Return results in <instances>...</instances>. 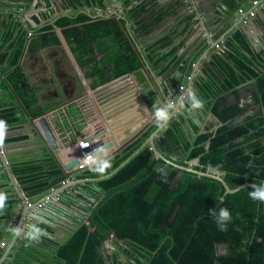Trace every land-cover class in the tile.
<instances>
[{
	"label": "trees",
	"instance_id": "16d2710c",
	"mask_svg": "<svg viewBox=\"0 0 264 264\" xmlns=\"http://www.w3.org/2000/svg\"><path fill=\"white\" fill-rule=\"evenodd\" d=\"M71 5L80 13L60 17L53 26L66 27L65 38L79 65L88 69L87 78L94 79L92 88L140 70V58L120 20H93L82 11L85 6L91 7L89 0H71ZM76 24L81 25L68 27ZM106 38L117 44L114 54L101 43ZM58 42L57 34L48 32L41 37L40 45ZM23 49L22 40L13 41L0 52V65L9 72L7 81L14 97L31 117H38L50 106L38 103L36 87L25 79L19 65ZM97 51L106 52L101 60L96 58ZM172 51L160 60L166 61ZM208 68L209 78L199 81L198 90H205L213 114L224 124L217 129L211 125L206 132L197 131L193 140L183 143L186 160L201 156L194 168L207 172L211 167L222 172L232 189L246 181L264 185V118L247 117L244 122L229 125L244 110L239 103L227 104L223 94L256 81L264 97V49L256 51L247 37L237 32L228 41L227 54L216 56ZM17 103L12 98L0 100V121L6 122V133L23 129L25 114L20 103L15 107ZM169 134L177 143L180 141L174 129ZM28 138L27 134H19L6 142ZM142 146L139 140L129 144L107 160L109 166L103 172L96 171L97 167L88 170L94 178L102 176L83 186L99 202L88 220L64 243L55 244L51 252L38 248V243L33 248L24 243L13 264H264V203L250 198L253 187L226 193L218 179L183 170L157 157L150 145ZM46 164L53 176L60 174L51 154ZM39 170L45 171L39 164L25 167L21 173ZM3 182L1 179L0 186ZM46 184L33 185L31 190ZM220 208L231 213L226 231L219 230L209 212L211 209L218 214ZM112 235L124 241L115 243L114 252L106 246Z\"/></svg>",
	"mask_w": 264,
	"mask_h": 264
},
{
	"label": "water",
	"instance_id": "95a60500",
	"mask_svg": "<svg viewBox=\"0 0 264 264\" xmlns=\"http://www.w3.org/2000/svg\"><path fill=\"white\" fill-rule=\"evenodd\" d=\"M48 1L50 5H52V8H49L47 5L49 13L45 20L55 25L57 18L61 15V13L58 12L59 9L55 5L60 4L62 6L63 3L68 7L70 5L68 0ZM180 1L182 2L181 8L183 7L184 9L185 7L187 12L189 11L188 16H190V19L186 20L183 30L177 27L174 31L167 33V36L172 39V43L167 46L164 51L176 49L175 54L168 59V62H171V66L159 76L155 77L153 74L149 76V81L154 85L157 99L162 104V107L168 102L177 103L178 99L189 89L196 93L197 98L200 99L202 103L208 101L205 90H198V83L201 79L206 80L209 78L208 64L215 59L216 56H225L227 54L228 41L230 38H233L237 32H243L255 50H259L264 46V0H261L254 8L251 6L253 0ZM187 1H190V4L194 6L193 10L190 11L189 5L187 6L186 4ZM39 2L40 0H36V5ZM15 6L17 7V3L14 5V3H10L7 0H0V35L8 32L9 29L12 34H16L19 30H22V33L27 35L30 33V30L26 25L30 21L37 24L35 19L31 17L28 18L27 8L21 10L19 9V5L17 9H14ZM208 6L210 9L206 10L205 7ZM34 8L36 9V7ZM52 9L54 11H52ZM67 10H69V12L74 11V9L70 7ZM67 10L64 11L66 12ZM241 10L244 12H241ZM250 10L254 11L253 15L249 14ZM14 11H16L15 14L11 13ZM22 11L24 13H21ZM37 15L38 19L41 21L43 19L42 16L40 13ZM130 17L132 18V16ZM214 26L217 27L214 28ZM59 30L65 39L64 29ZM138 31L140 32L138 29L131 31L129 33L130 39L135 40L134 33ZM69 49L76 66L80 67L71 48ZM138 56L142 68L146 70L148 64L147 60L142 54ZM154 70H157L156 66ZM157 73L156 71V74ZM80 83L85 92L83 95H79V97L86 96L90 98L103 125V130L101 132L92 135V138H97L98 140L96 143L97 147L92 151V154L96 156L97 164L120 153L128 144L136 140L144 131L152 127L151 129L154 130V132L143 146L150 143L155 155L168 163L178 166L183 170L218 179L223 183L226 193H235L245 187H253V185L261 186L246 181L242 185L232 189L224 180L222 172L211 167H209V171L207 172L199 171L194 168V166L199 164L201 156L189 161L188 165H182L185 162V155L179 159L173 155L174 148L172 145L175 144V142L173 141L174 138L172 139L168 134L171 129L176 131V136L179 137L182 135L186 140H193L196 137V135H188L187 130L184 129L181 123L183 118L182 113L185 115L184 122H187L189 118L190 120L192 119V115L190 114L192 110L189 111L190 106L187 100H185L184 109L173 111L167 124L163 127H157L153 112L154 107H150L147 103V99L143 95V88L136 82L133 72L114 78L96 88H92L85 75L81 74ZM252 83L255 86L256 82L252 81ZM252 83L246 86L250 88V84L251 86L253 85ZM181 86H184V90H181ZM245 90L248 89L245 88ZM248 91H251L248 103L236 97V100L239 101L241 108L244 110V114L231 119L229 125L239 124L247 117H251V114L247 112V109L251 106L259 108L255 96L256 92L252 91V89ZM227 104L229 103L227 102ZM253 109H251L250 112ZM214 117L221 125L224 124L216 115H214ZM40 123L52 147L54 149L58 148L56 138L47 120L42 117ZM257 124H259V121H257ZM127 127L130 129L127 131L126 137L118 142L116 134H118V132H124V129ZM182 140L183 139L180 141ZM47 148L49 151L52 150V148L50 150L49 144ZM59 152L54 150L53 153ZM20 163H23V161H20ZM78 163L79 158H74L66 163V170L61 167L63 172L61 175L57 176H53L50 170H47V166L44 165L43 168L45 169V173L34 177L33 180L30 179V181H26L24 176L20 177L17 174V168L20 164H14L10 156L7 155L6 145L4 143L0 144V177L3 180L6 177L8 178L7 183L10 185L12 184L14 193V199L9 208L10 217L6 218L5 222L0 221V244H6L3 245V247L0 245V264L6 261H8L6 264H13V261L8 260L9 257L12 256L15 258L24 243H28L32 248L34 245H37L36 242H30L26 239V232L28 231L29 225L39 227L45 236L49 237L57 244H62L82 223L88 220L91 209L98 204L99 199L92 198L87 192H81L77 189V181H73V178L76 179L84 175V172L79 170ZM69 178H72V181H68L67 184L64 185L63 182L67 181ZM44 182H47L45 186L37 188L33 190V192H27V186ZM60 185H62V187ZM58 186L60 187L57 188ZM55 190L56 193L59 194L56 201H54V199L50 202H46L41 209L36 207L38 202L43 200L47 195L55 192ZM103 195L104 194H102V196ZM62 199L65 203L61 201ZM66 219L71 220V226H67L63 223L62 220ZM40 223H44L49 229L46 230L41 228ZM16 229H21L19 234L16 233ZM57 231L60 232V237L57 235ZM118 241V238L112 235L111 238L106 241V246H109L112 251H115V243ZM119 242L124 244L123 240Z\"/></svg>",
	"mask_w": 264,
	"mask_h": 264
},
{
	"label": "crops",
	"instance_id": "0c3cea01",
	"mask_svg": "<svg viewBox=\"0 0 264 264\" xmlns=\"http://www.w3.org/2000/svg\"><path fill=\"white\" fill-rule=\"evenodd\" d=\"M7 1H9L10 3H14V5L17 3V7L20 5L19 9L21 10L27 8L28 18L31 17L35 19L37 22V24H35L30 21L26 25L29 27L30 30V33H28L27 35L22 33V30L21 31L19 30L16 34L15 33L12 34L10 29L5 34L2 33L3 35H0V52H4L6 48L9 45H11L15 40L23 41L24 49L21 57V61H22L21 66L25 71V78L27 79V82L30 83L32 87H36L37 89L36 93L39 98L38 103L42 106H50V105L56 106L59 105L60 103L61 104L65 103L66 100L70 99V97L76 96L78 98V95H83L85 90L80 85L81 83L79 84L77 81H74V86H72L70 81L71 79L74 78H78L80 80L81 74L85 75L88 69L81 67L80 65H79L80 67H77L76 63L72 59L69 49L70 48L69 42L66 38L64 39L63 35L60 33L59 30L65 28L57 27V26L54 27L52 22H47L45 20V18L48 17L49 8H52V5H50L49 1L40 0V2L37 3V5H36V0H7ZM89 1L91 2V7H89L88 9L84 8L82 9V11L87 12L89 15H91L93 20L96 21L106 18H113L116 20H120V22H122V29L126 33L130 42L132 43V46H134V48L136 49L137 54L138 55L142 54L148 62L146 70H144L141 66L140 70L137 73H133V75L138 80V82L137 81L136 82L139 83L140 86L143 88V91L145 92V97H147L148 99L147 103L150 105V107H162V104L157 99L154 85L151 84V82L149 81V76L150 74H153L155 77L159 76L163 74L165 71H167L168 68L171 66V62H168V59L170 58V56L172 57L175 54L176 49H169L167 51H164L165 48L172 43V39L167 36V33L174 31L177 27L183 30L186 24V20L190 19V16H188L189 11L187 12L185 7L184 9L183 7L181 8L182 2L180 0H89ZM186 4L187 6L189 5L190 11L194 9V6L190 4V1H187ZM47 5L49 6L48 9H47ZM17 7L15 6L14 9H17ZM34 7H36V9ZM205 9L209 10L210 7L209 6L205 7ZM52 11L54 10L52 9ZM11 13L15 14L16 11ZM21 13L24 12L22 11ZM38 13H40V15L43 18L41 21L38 19V15H37ZM130 16H132V18ZM48 25H51L52 27L50 30H47L45 28ZM216 27L217 26H214V28ZM134 29H138L140 30V32L138 31L137 33H134L135 40H132L130 39L129 33ZM48 32H55L57 34L59 38L58 44L40 45L41 37ZM101 43L109 48L110 54H114L115 52H117L118 46L111 39L106 38L105 40L101 41ZM148 48H152L153 51L149 50ZM171 50H173L172 51L173 53L169 55L166 61L160 60L161 56H163L166 52ZM96 53H97L96 58L98 60H101L104 53L106 52L98 53L97 51ZM167 65L169 66L167 67ZM155 66L157 70H154ZM1 68L3 75L0 72V100L7 102L12 98L15 101H17V98L14 97V93L12 92L11 87L9 86L8 82H6L7 80L6 75H8V73L5 72L4 66H1L0 69ZM156 71L158 72L157 74ZM75 72L78 75V77H72V73L74 75ZM86 79L89 80V83H92V81L94 80L87 77ZM5 84L8 87H5ZM245 88L248 89L249 87L242 86L236 89L235 91L229 90L223 93L224 98H226V101L229 104L239 103V101L236 100V97L237 99H243L246 103H248V98L251 95V91H248L250 89L245 90ZM83 100L84 99L80 101L78 100L82 110L79 108L77 109V111L80 113V116L82 118V124H77L76 129L71 132L69 139L71 146L65 147L66 145L62 144L63 141L61 139V136H59V140L56 141V143L61 147L58 146V148H56L55 150L57 152L60 151L58 155L63 163H66V161L71 157L81 154L80 152L83 147L77 144L78 141H80L83 138L84 139L92 138L91 134L88 135L89 133H91V131H88L90 130L89 126H85L87 124L86 123L87 118L85 114L87 106H85V104L82 102ZM211 104H212L211 99H208V101L202 103V107L198 109H193L191 111L190 114L193 115L192 122L191 123L188 122V125L186 126L188 135L190 136L196 135L197 131L206 132L208 131L211 125L213 126L211 127L214 129H217L221 125V123L218 122L215 119L214 115L212 114ZM153 112H154V108H153ZM182 116H183L182 119L185 120L184 113H182ZM80 126L82 127L79 128ZM15 133L16 132L14 133L5 132L3 138L5 139V142H6V138L9 137V135L12 136ZM125 137H126V131L124 132L122 131V133H120V135L118 136L120 140L124 139ZM73 139H75V141H71ZM11 143L13 144L7 145L6 149L8 155L10 156L11 161L14 164H18V162H20L19 160L21 159L23 160V158L26 156L33 157L37 155L36 142H32L28 140V141H15ZM65 150H67V152H65ZM19 167L22 166L20 165ZM17 172L21 174L20 170H18ZM79 179H82V177H80ZM97 179L99 178L92 177V173L88 171L85 174V180H79L78 183L89 184ZM5 181H8L7 177L4 179V185L0 186V192H3L7 197L5 201L6 208H4V210L0 213L1 222H5V219L10 217L9 208H10V204L14 199L12 184L11 185L8 183L6 184ZM26 181L29 180L26 179ZM77 189L84 191V188L81 187L80 185L77 186ZM26 190H28L27 192L29 191L33 192V189L31 190V186H27ZM61 201L64 202L63 199ZM66 220H62L63 223L67 226H71V220L69 219ZM40 227L47 230L46 227L48 226H46L44 223H40ZM57 235L60 236L61 234H57ZM38 244L40 246V247L38 246V248L43 249L45 252H51L52 250H55L56 247L55 244L57 243L52 241V239H50L49 237L42 234L40 237V242H38ZM0 245L1 247H3L2 244ZM109 249L110 252H114L111 250L110 247ZM8 260L13 261L14 257L10 256ZM7 262L8 261L2 264H6Z\"/></svg>",
	"mask_w": 264,
	"mask_h": 264
},
{
	"label": "flooded vegetation",
	"instance_id": "af4514ba",
	"mask_svg": "<svg viewBox=\"0 0 264 264\" xmlns=\"http://www.w3.org/2000/svg\"><path fill=\"white\" fill-rule=\"evenodd\" d=\"M68 3H69V7L70 8H73L74 9V11L73 12H69V10H67L69 7L65 4L64 5V3L62 4V6L60 5V4H56L55 6L59 9V13H61V15L57 18V20L61 17V18H63L64 16H71V17H75V16H77L79 13H80V10H79V8L78 7H76V6H72L71 5V0H68ZM55 7V8H56ZM85 8L86 9H88V6H85ZM64 10H67L66 12L64 11ZM56 23V22H55ZM78 25H80V24H76V25H70V26H68V27H71V26H78ZM67 27V28H68ZM63 28H66V27H63ZM4 43H5V41H4ZM264 49V46L263 47H261L259 50H257V51H262ZM21 59H20V63H19V65L21 66ZM2 65H0V67H1ZM5 67V66H4ZM0 72L2 73V68L0 69ZM6 72V71H5ZM7 73H9V72H7ZM2 75H3V73H2ZM26 79V78H25ZM26 81H27V79H26ZM6 82H8L7 80H6ZM71 84H72V86H74V79H71ZM256 82V81H255ZM252 83V82H251ZM8 84H9V82H8ZM249 84V83H248ZM253 84V83H252ZM244 86H246V85H244ZM248 89H252V91H254V92H256L255 93V96H256V98H257V101H258V106H259V108H257V107H255V106H251L250 108H248L247 109V112L248 113H250L251 114V117H255V119H258V118H264V97L262 96V93L258 90V87H257V84L255 83V86H254V84L251 86V84H250V88H248ZM37 92V91H36ZM79 96V95H78ZM77 98V97H76ZM85 98V97H84ZM84 98H82V99H84ZM75 98H74V96L73 97H70V99L69 100H66V102H68V101H72V100H74ZM14 100V99H13ZM19 99L17 98V102L19 103V101H18ZM18 103L17 104H15V107H18ZM21 104V103H20ZM63 104V103H62ZM61 103L59 104V105H50V107L49 108H47L44 112H43V114H41L40 116H42V115H45V114H47L48 112H50L51 110H53L54 108H56V107H59L60 105H62ZM232 104V103H231ZM23 111H24V114H25V117H24V119L22 120V122H23V129H20L19 130V132H16L15 134H13L12 136L11 135H9V137H15V136H18L19 134H27L28 136H29V138L28 139H26V140H21V141H28V140H30V141H32V142H36L37 143V146H36V151H37V157L36 156H30V157H28V156H26V157H24L23 158V160L21 159V160H19V161H23V163H20V162H18V164H20L22 167H18L17 168V171L18 170H20V172H22V169H24L25 167H33V166H35V165H42V166H44V165H46L47 166V164H46V161H47V155L48 154H51L52 155V150H51V147H52V145H51V143L48 141V139H47V136H46V134L44 135H42V133H40L39 132V130H37V124L39 123V127L41 128V129H43V127H42V125H41V123H40V119L42 118H39V120H38V123H36V122H34L33 120H35V119H37L38 117H40V116H38V117H31L30 116V114H29V112L27 111V109L25 108V106L24 105H22L21 104V107H20ZM254 108V109H253ZM251 109H253L251 112H250V110ZM87 110V109H86ZM246 112V113H247ZM85 114H86V118H88V116H90V115H88V113L87 112H85ZM212 114H213V112H212ZM241 114H244V113H241ZM240 114V115H241ZM192 115V114H191ZM214 115V114H213ZM247 115V114H246ZM31 118V119H30ZM46 120H47V116H45L44 117ZM192 118H193V115H192ZM190 120V119H189ZM185 121L184 122V120L182 119V121H181V123L183 124V127H184V129H186V126L188 125V122H192V119L190 120V121ZM242 122V121H241ZM243 122H244V120H243ZM84 123V122H83ZM86 123H88L87 122V119H86ZM49 124V126H50V128H51V125H50V123H48ZM157 127H158V125H157ZM157 127H156V129H157ZM152 128V127H151ZM151 128H149L148 130H146V131H144L141 135H140V137H138L136 140H134L133 142H135V141H137V140H139V141H142V143H143V145L149 140V138H150V136L153 134V132H154V130H152V132L149 134V136H145V133H147ZM51 130H52V128H51ZM103 130V125L102 124H100L99 126H97L96 127V129L94 130V131H91V136L92 135H96V134H98L99 132H101ZM15 131H13V133H14ZM168 134H169V132H168ZM175 134H176V131H175ZM46 136V137H45ZM55 136V135H54ZM169 136L171 137V135L169 134ZM9 137H7V138H9ZM41 137V138H40ZM6 138V139H7ZM56 138V137H55ZM179 139L178 140H181V139H183L181 142L179 141L178 143L175 141V140H173L174 142H175V144H173L172 145V147L174 148V150H173V155L175 156V157H177L178 159L179 158H181L182 156H184L185 155V162L183 163L184 165H185V163L188 165V163H189V161H187L186 160V156H187V152H186V150H185V147L184 146H182V144L184 143L185 144V142H189V141H191V140H186L182 135H180L179 137H178ZM173 139V138H172ZM133 142H131V143H133ZM3 143L7 146V145H9V144H13V143H11V142H5V139H3ZM130 143V144H131ZM49 144V147H50V150L51 151H49L48 150V148H47V145ZM183 144V145H184ZM129 145V144H128ZM127 145V146H128ZM147 145H150L151 146V148H152V145L150 144V143H147ZM147 145H145V146H147ZM126 146V147H127ZM142 147H144V146H142ZM141 147V148H142ZM153 149V148H152ZM7 155H8V152H7ZM158 157V156H157ZM49 164V163H48ZM182 164V165H183ZM96 166H99V164H95V167ZM94 167V168H95ZM57 168L60 170V174H58V175H61V173L63 172V170L61 169V167L60 166H58V164H57ZM47 170H49V168L47 167ZM39 171H41V170H39ZM39 171H36V172H30V173H21V174H19L18 172H17V174L20 176V177H22V176H24L25 177V179H28L29 181H30V179L31 180H33V178L34 177H36V176H39V175H42L45 171H41V172H39ZM39 172V173H38ZM85 174H86V172H84V175L83 176H81L82 177V179H79V178H73V181H77V183H76V187L78 186V185H80L81 187L84 185L83 183H78L79 182V180H85ZM101 174V173H100ZM57 176V175H56ZM102 177V176H101ZM100 178V177H99ZM22 180H23V178H22ZM68 181H72V178H69V179H67V182ZM6 183H7V181H6ZM72 183V182H71ZM61 187H62V185H60ZM60 186H58L57 188H59ZM79 191H81V190H79ZM83 191V190H82ZM81 191V192H82ZM83 192H87V194H89L92 198H95L94 196H92L91 195V193L90 192H88V191H86L85 189H84V191ZM62 198V197H61ZM54 201H56V200H54ZM57 234H60V232H56ZM59 236V235H58ZM60 237V236H59ZM55 242V241H54Z\"/></svg>",
	"mask_w": 264,
	"mask_h": 264
},
{
	"label": "built area",
	"instance_id": "2783aa9c",
	"mask_svg": "<svg viewBox=\"0 0 264 264\" xmlns=\"http://www.w3.org/2000/svg\"><path fill=\"white\" fill-rule=\"evenodd\" d=\"M260 1L261 0H253L251 6L253 8L256 7ZM241 12H244V11L241 10ZM249 14L253 15L254 11L250 10ZM180 88H181V90H184V86H181ZM73 102L75 103V105H72ZM78 108L82 110L78 100H72V101L70 100L68 102L63 103L59 107L54 108L53 110H51L47 114L38 117L37 119H35L33 121L38 123L39 118L47 116V122L50 123L52 131H53L57 141L59 140V136H61L62 141L66 138L67 140H65V141L70 142L69 139H70L71 132L76 129L77 124H82V118L80 116V113H79V115H77L78 120L76 119L74 121L71 119L73 116L72 109H75L77 111ZM89 129H90V127H89ZM37 130H39V132L42 133V135L44 134L42 129L39 127V123L37 124ZM88 135H90V133ZM94 141H95V143H94ZM97 141H98L97 138H93V139H91V138L84 139L83 138L80 141H78L77 144H79L81 147H83L81 149V152H80L81 154L71 157L70 159H68L66 161V163L70 162L71 160H73L74 158L77 157V158H79V163H78L79 170H81L82 172H86L88 170L93 169L95 167V164L97 163V159H96V156H94L92 154V151L97 147L96 146ZM51 148H52V156H53L54 160L56 161V163L58 164V166L62 167L64 170H66L65 169L66 163H63L60 160L58 153H53L54 152L53 150H55V149L53 147H51ZM63 183L65 185V184H67V181H65ZM58 197H59V194H57L56 190H55V192L47 195L45 198H43V200L38 202L36 207L41 209L46 202H48V201L50 202L54 199L57 200ZM2 245H5V244L3 243Z\"/></svg>",
	"mask_w": 264,
	"mask_h": 264
},
{
	"label": "clouds",
	"instance_id": "9594fccd",
	"mask_svg": "<svg viewBox=\"0 0 264 264\" xmlns=\"http://www.w3.org/2000/svg\"><path fill=\"white\" fill-rule=\"evenodd\" d=\"M185 100H187V103L190 106L189 111L202 107V101L197 98V95L193 90L189 89L178 99L177 103L168 102L163 107H154V116L157 125L159 127L165 126L169 121L173 111L185 108ZM5 132L6 122L0 121V144L3 143ZM108 166L109 163L107 160H105L101 162L95 170L103 172ZM249 196L254 201L258 200L261 203H264V185H253V190L249 193ZM6 199V195L3 192H0V212H2L5 208ZM209 212L210 214L214 215L219 230L226 231V225L232 219L229 210L227 208H220L218 214L213 212L211 209ZM15 231L17 234H19L21 229H16ZM42 234V230L39 227L35 225H29L28 231L26 232V239L30 242L38 243Z\"/></svg>",
	"mask_w": 264,
	"mask_h": 264
},
{
	"label": "rangeland",
	"instance_id": "374dc122",
	"mask_svg": "<svg viewBox=\"0 0 264 264\" xmlns=\"http://www.w3.org/2000/svg\"><path fill=\"white\" fill-rule=\"evenodd\" d=\"M72 68V67H71ZM73 72V71H72ZM72 77H78V75L76 74V72L74 73V75H73V73H72ZM134 78L136 79V81L138 82V80H137V78L134 76ZM74 81H77L79 84H80V80L78 79V78H74ZM88 82H89V80H88ZM139 84V83H138ZM81 85V84H80ZM140 85V84H139ZM143 95L145 96V92H143ZM74 100H82V98L83 97H79L78 96V98H76V96H74ZM146 99H147V97H146ZM148 100V99H147ZM84 104H85V106H87V110H86V112L88 113V115H90V116H88V118H87V124L85 125V126H89L90 127V131H94L95 129H96V127L97 126H99L100 124H102L101 123V120L99 119V116H98V113H97V111H96V109H95V107L93 106V103H92V101L90 100V98L89 97H86V98H84V100L82 101ZM72 105H75V103L73 102L72 103ZM149 106V105H148ZM72 114H73V116H72V120H78V117H77V115H79V112L78 111H76L75 109H72ZM54 120V119H53ZM76 124V123H75ZM82 126H80L79 128H81ZM93 129V130H92ZM129 127H127V128H125L124 130L126 131V133H127V131H129ZM42 131L44 132V129H42ZM89 131V130H88ZM44 134H45V132H44ZM65 140H67L66 138L63 140V145H66L65 147H69V146H71V143L70 142H68V143H66V141ZM56 141H57V139H56ZM71 141H75V139H73V140H71ZM58 145V144H57ZM58 146H60V145H58ZM61 147V146H60ZM65 152H67V150H65ZM109 247V246H108Z\"/></svg>",
	"mask_w": 264,
	"mask_h": 264
},
{
	"label": "bare ground",
	"instance_id": "6f19581e",
	"mask_svg": "<svg viewBox=\"0 0 264 264\" xmlns=\"http://www.w3.org/2000/svg\"><path fill=\"white\" fill-rule=\"evenodd\" d=\"M120 133H122V132H118V134H116V139L118 138V136L120 135ZM119 139V138H118ZM118 139H117V141H118ZM123 140V139H122ZM121 140L119 139V141L118 142H120Z\"/></svg>",
	"mask_w": 264,
	"mask_h": 264
}]
</instances>
